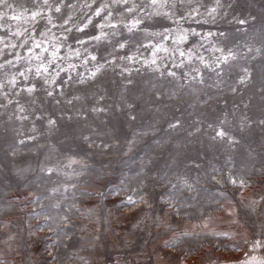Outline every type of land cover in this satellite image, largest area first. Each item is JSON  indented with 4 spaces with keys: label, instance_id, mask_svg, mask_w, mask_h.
<instances>
[{
    "label": "clouds",
    "instance_id": "clouds-1",
    "mask_svg": "<svg viewBox=\"0 0 264 264\" xmlns=\"http://www.w3.org/2000/svg\"><path fill=\"white\" fill-rule=\"evenodd\" d=\"M27 2L28 27L4 25L10 35L0 37V264H218L211 238L225 235L224 247L235 249L231 264H264V195L237 196L264 181V159L255 175L230 158L218 165L209 153L215 137L205 142L171 123L152 107V92H167L142 93L125 76L145 65L159 71L156 56L141 57L178 51V33L199 36L185 23L243 21L249 34L264 33V0H243V20L234 14L238 0H213L206 12L204 0ZM10 7L0 0V15ZM53 35L65 55H52L47 73L38 72L35 53L22 56L18 47ZM232 35L221 32L225 40ZM220 42L214 47L222 52ZM220 123L232 126L227 118Z\"/></svg>",
    "mask_w": 264,
    "mask_h": 264
},
{
    "label": "rangeland",
    "instance_id": "rangeland-1",
    "mask_svg": "<svg viewBox=\"0 0 264 264\" xmlns=\"http://www.w3.org/2000/svg\"><path fill=\"white\" fill-rule=\"evenodd\" d=\"M9 3L11 7L7 10L8 15L6 17L0 15V37L10 35L4 25L27 28V18L31 16L32 10H26L29 9L27 0H9ZM204 5L205 7L200 11H210L214 7L213 0H204ZM233 8L234 14L241 20L247 15L243 0H238ZM2 12L3 9L0 8V13ZM177 14L183 15L181 12ZM99 19V17L95 18L93 24ZM195 19H200L198 13ZM167 24L175 28L172 21H167ZM249 27L246 23L221 24L219 27L215 24L185 23L186 31L195 29L199 36H188L185 40L184 33H178L175 38L179 44L178 51L161 52L150 49L146 51L144 57H141L143 62L145 58L156 56L152 67L158 68L159 71L151 72L145 65L141 71L132 76H128L127 73L125 76L134 81L129 87H139L142 93L146 94L153 88L167 92L166 96L159 98L155 92H152L151 98L155 100L152 107H161L163 114L167 115L171 123L176 124L177 127H184L187 132L194 133L205 142L208 138L215 137V142L209 145V153L214 152L220 157L217 161L218 165L230 158L234 168H249L255 175L254 166L258 167L257 161L264 159V33L255 31L249 34ZM88 31L89 29L85 30ZM92 31L95 34V30ZM40 32L41 25L38 24L33 33L37 40L40 39ZM55 32L56 29H53V33ZM221 32L225 35L231 32L233 35L225 40ZM218 40L221 41L218 47L223 50L222 52L214 47ZM197 42L204 45L199 49V53L192 50V46ZM165 43L166 46L172 45L173 37H168ZM17 44L19 45V41ZM55 44L56 37L53 35L51 42L45 39L40 48H36L34 42H30L24 48L18 47V50L22 56L34 52L36 59L33 65L41 66L52 58L53 51H56L61 58L65 55L63 46L55 47ZM225 56L229 57L227 63L222 62ZM233 56L235 59L231 58ZM14 57L15 52L5 55L4 59ZM160 57H166L163 65ZM58 63H60L59 59ZM55 66L54 64L51 67L55 68ZM131 66L140 67L135 63ZM111 75L115 76L117 82L125 79L116 74ZM66 76V73H62L56 83L60 84ZM61 90L57 89V91ZM224 118L231 122V127L221 125L220 121ZM53 119L58 118L53 115ZM241 122L244 130L237 131L236 128ZM209 125L212 127L209 128ZM217 130L226 131L227 138L221 140L217 137ZM239 192H245L252 199H259L257 192L264 195V181H258L251 189H238L237 196ZM261 207H264V201H261ZM211 239L214 241V247L211 249L214 257L216 255L221 257L218 264H231L230 257L235 255V249L224 247L229 243V237L225 235Z\"/></svg>",
    "mask_w": 264,
    "mask_h": 264
},
{
    "label": "snow or ice",
    "instance_id": "snow-or-ice-1",
    "mask_svg": "<svg viewBox=\"0 0 264 264\" xmlns=\"http://www.w3.org/2000/svg\"><path fill=\"white\" fill-rule=\"evenodd\" d=\"M152 2L155 4V3L160 2V0H152ZM125 4L127 6V0H125ZM57 11H59V9H57ZM213 11H215V10L213 9ZM37 15H38V13H33L32 19H35ZM99 15H101V13L97 12V16H99ZM13 19H16V17H13ZM241 23H243V21H241ZM135 26L136 25H132V27H135ZM113 27H115V25H113ZM181 39H183V37H181ZM35 47L40 48L41 45L39 43H37L35 45ZM45 51H47V50L45 49ZM157 51H159V49H157ZM57 54H58L57 52L52 53L53 56H55ZM181 55H183V53H181ZM228 60H229V57H227V56L222 58V62H224V63H227ZM153 63H155V61H153ZM37 71L38 72L43 71V72L47 73L48 69L45 65H41L40 68L37 69ZM171 75H174V74H171ZM27 91H32V89H27ZM216 136L219 137L221 140L226 139L227 138V132L224 130H217ZM233 183H235V181H233Z\"/></svg>",
    "mask_w": 264,
    "mask_h": 264
}]
</instances>
